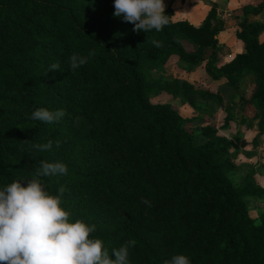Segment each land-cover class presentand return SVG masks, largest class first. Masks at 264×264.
Segmentation results:
<instances>
[{"label":"trees","instance_id":"16d2710c","mask_svg":"<svg viewBox=\"0 0 264 264\" xmlns=\"http://www.w3.org/2000/svg\"><path fill=\"white\" fill-rule=\"evenodd\" d=\"M114 11V0H0V187L34 178L41 161L63 162L67 175L41 182L53 195L65 188L61 206L71 221L94 224L91 235L110 255L135 240L130 264H163L176 254L191 264H264V214L254 218L249 206L264 203V188L255 177L239 186L232 179L234 154L248 144L213 126L188 130L200 115L211 117L197 103L221 106L222 94L162 76L176 56L183 71L205 64L229 88L252 77L261 110L254 142L263 140L264 23L241 21L236 37L246 51L220 64L215 7L201 26L174 22L169 9L170 23L148 33ZM263 12L261 4L249 13ZM185 41L214 51L206 57ZM73 53L88 57L74 72ZM53 63L60 70L46 75ZM163 94L198 118L153 102ZM40 107L67 114L52 124L31 119ZM48 140L50 151L32 147Z\"/></svg>","mask_w":264,"mask_h":264},{"label":"clouds","instance_id":"9594fccd","mask_svg":"<svg viewBox=\"0 0 264 264\" xmlns=\"http://www.w3.org/2000/svg\"><path fill=\"white\" fill-rule=\"evenodd\" d=\"M114 9V16H122L134 25V32H159L170 23L165 0H114ZM152 43L161 46L158 41ZM87 62L88 57L77 53L68 60L73 72ZM53 70H60V65H50L46 75ZM66 114L64 109L40 107L32 112L31 119L52 124ZM55 144L59 147L61 141L56 140ZM32 147L50 151L53 141ZM67 174L68 167L63 162L41 161L34 178L0 187V264H130L129 249L135 246V240L113 248L110 255L104 242L91 235L96 230L94 224L79 219L71 221V212L61 206L65 188L61 186L59 194H50L40 179ZM141 202L151 206L147 199L142 198ZM163 264H191V261L184 254H176Z\"/></svg>","mask_w":264,"mask_h":264},{"label":"rangeland","instance_id":"374dc122","mask_svg":"<svg viewBox=\"0 0 264 264\" xmlns=\"http://www.w3.org/2000/svg\"><path fill=\"white\" fill-rule=\"evenodd\" d=\"M165 4L166 12L169 9L174 11L172 18L174 22L187 21L195 26H201L212 8H216L220 29L217 36L220 64H226L237 54H243L246 51L236 37L241 21L247 17L253 22L264 23V12L259 16L249 13L264 4V0H165ZM262 40H264V34ZM184 44L192 50L195 48L198 53L202 52L206 57L214 51L212 48H198L188 41H185ZM180 64L181 61L178 57L173 56L162 76L167 80L189 82L198 90L220 91L224 98V103L221 106L198 102L197 105L208 111L211 117L200 115L202 121L190 125L188 130L199 132L205 126H213L219 131L220 136L229 141H234L236 138L242 141L248 140L250 145L241 147L240 151L234 154L238 172L233 175L232 179L238 186L250 177L259 178L258 183H264V140L254 142L259 132V116L261 114L257 102L253 99L256 90L254 79L246 77L236 88H229L225 79L214 81L207 73L205 64L193 72L183 71ZM153 102L171 104L180 111L184 118H198L189 104L170 95L163 94ZM249 206L254 218L259 219L264 214V205L250 200ZM79 209L77 208V210Z\"/></svg>","mask_w":264,"mask_h":264},{"label":"crops","instance_id":"0c3cea01","mask_svg":"<svg viewBox=\"0 0 264 264\" xmlns=\"http://www.w3.org/2000/svg\"><path fill=\"white\" fill-rule=\"evenodd\" d=\"M222 2H223V1H222ZM261 14H262V13H261ZM261 14H260V15H261ZM239 43H240V42H239ZM241 45H242V44H241ZM263 140H264V139H263ZM241 142H246V144H248L247 146L250 145V142H248V140H247V141H246V140H245V141H242V140H241ZM247 146H246V147H247ZM257 180L259 181V178H257ZM259 184L264 188V183H263V182H259ZM259 204L264 205V203H259Z\"/></svg>","mask_w":264,"mask_h":264}]
</instances>
